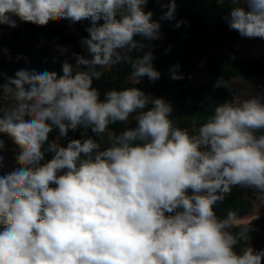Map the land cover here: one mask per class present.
Returning a JSON list of instances; mask_svg holds the SVG:
<instances>
[{"label": "clouds", "instance_id": "obj_1", "mask_svg": "<svg viewBox=\"0 0 264 264\" xmlns=\"http://www.w3.org/2000/svg\"><path fill=\"white\" fill-rule=\"evenodd\" d=\"M147 2L0 0V24L10 27L13 17L37 26L93 22L81 39L91 59L73 53L75 65L64 60L62 76L19 70L0 85V100L8 102L0 107V134L18 146L20 165L0 176V264H264V250H236L247 244L249 228L234 232V214L219 219L214 211L234 187L264 194V134L256 135L264 130V103L217 105L190 132L176 126L162 98L149 100L133 87L101 99L93 87L103 70L123 64L135 81L160 78L151 51L136 55L148 45L135 36L161 38L160 24L143 10ZM231 3L223 17L228 27L264 39V0ZM174 13L171 0L162 18ZM100 19L105 23L96 26ZM171 71L172 79L183 78ZM134 113L136 127L109 131ZM77 129L107 134V146L92 137L68 139ZM45 152L54 155L41 163Z\"/></svg>", "mask_w": 264, "mask_h": 264}, {"label": "trees", "instance_id": "obj_2", "mask_svg": "<svg viewBox=\"0 0 264 264\" xmlns=\"http://www.w3.org/2000/svg\"><path fill=\"white\" fill-rule=\"evenodd\" d=\"M171 0H148L143 10L152 13L151 20L160 24L161 38L147 41L142 36L134 39L143 42L147 47L136 55L151 51L153 54V67L160 73L156 81L149 80L146 76L129 85L131 67L127 64L113 66L107 69L100 80L93 81V87L100 92L103 99L104 93L111 89L139 88L145 92L149 100L152 98H166L176 91L175 103L172 107L171 119L176 126L198 128L210 117L217 105L224 103L236 104V91L228 89L227 85L232 79L240 77L250 85L257 86L254 94L261 103H264V54L257 58L249 55H220L214 52L206 61L203 73L208 74L207 81H199L188 88H179L180 79H172V69L182 76L194 68L198 59L207 50L230 48L234 41H250L255 43L257 38H243L235 30H231L223 17L229 14L234 5L229 1L218 0H175L174 19H166L165 13L169 10ZM247 7L246 4L243 5ZM16 18V17H13ZM119 18V17H118ZM18 19V18H17ZM178 21H183L180 27H175ZM21 22V26L13 29L10 37L3 39L0 46V85L7 83L8 78H15V73L25 70L30 73L55 72L57 77L63 75L62 65L68 60L75 65L73 53L80 54L85 49L81 44L78 34L85 38L89 36L87 28L93 26L90 18L72 23V28L50 21L46 26H37L28 22ZM105 21L100 19L96 26L103 25ZM0 24V28L7 27ZM66 47L68 51L61 54L59 48ZM178 66V67H176ZM219 84V86H218ZM226 87H225V86ZM2 95V94H0ZM6 100H0V107H7ZM148 108L152 105L149 103ZM134 115H136L134 113ZM27 119V118H26ZM195 121V124H193ZM136 127L135 119L125 123L117 122L109 125V130L119 135L126 128ZM264 134L260 130L256 135ZM58 136L54 131L49 136L53 141ZM92 137L99 141L91 130L77 129L70 131L68 139H80ZM64 145L65 139H57ZM102 147L107 146L108 139H102ZM47 144L45 145V148ZM53 153L45 152V163L51 160ZM15 168L14 170H16ZM6 173L0 171V176ZM55 187V185H51ZM243 195L238 187H234L223 202L214 205L217 218L223 219L228 213L234 214V218L243 216L247 211V204L254 199L257 191L246 188ZM191 195V190H189ZM233 231L241 228H249L247 244L242 242L236 247L239 251L242 246H250L255 251L264 249V215L259 216L245 225H235ZM0 225V231H3Z\"/></svg>", "mask_w": 264, "mask_h": 264}, {"label": "built area", "instance_id": "obj_3", "mask_svg": "<svg viewBox=\"0 0 264 264\" xmlns=\"http://www.w3.org/2000/svg\"><path fill=\"white\" fill-rule=\"evenodd\" d=\"M218 1H229L231 0H218ZM16 20V27H4L0 28V42L5 39L10 37L11 32L13 29H16L21 26V22L17 18H13ZM79 38H85L82 34H78ZM243 41L237 40L234 41L230 44V48L223 47L221 49H217L216 51L214 50H207L200 59L197 60L194 68H192L190 71L186 72L185 74L182 75V79L179 85V88H188L191 85L202 81V74L204 71L205 63L207 59L214 53L218 52L220 55H235L239 53L241 49ZM256 43L260 47V50L264 54V39L257 38ZM84 48H86L84 46ZM175 96H176V91L173 92L170 96L164 98L163 100L170 104L171 107L174 106L175 103ZM2 115V113H0ZM8 139L11 142V148H12V153L7 156H2L3 159L0 161V171L4 172L6 174H10L12 171H14L15 168L20 167V165L17 163L16 156L19 154V148L18 146L14 143V141L6 134H0V140ZM1 156V155H0ZM62 174V173H61ZM264 250V249H263ZM262 251V250H261Z\"/></svg>", "mask_w": 264, "mask_h": 264}, {"label": "crops", "instance_id": "obj_4", "mask_svg": "<svg viewBox=\"0 0 264 264\" xmlns=\"http://www.w3.org/2000/svg\"><path fill=\"white\" fill-rule=\"evenodd\" d=\"M250 44H253V42L243 41L238 55H248V50L245 48H247L246 46L250 45ZM84 53H85V49L79 55L83 56ZM262 54L263 53L261 51V55ZM105 72H106V70L104 71V73ZM202 78H203V74H202ZM131 119H135V117H132ZM131 119H128V121ZM109 131H111V130H109ZM111 132L114 133L113 131H111ZM98 139L100 142H102V139H108L107 134H105L103 137H98ZM3 141H4V148L2 150H0V155L1 156L10 155L12 153L11 142L8 139H4ZM237 187L243 195L247 196L246 191H245V187H239V186H237ZM246 208H247V211L243 216L234 218V220H233L234 225H245V224H248L249 222L253 221L254 219L258 218L259 216L264 215V194L257 193V195L254 199L249 200Z\"/></svg>", "mask_w": 264, "mask_h": 264}, {"label": "rangeland", "instance_id": "obj_5", "mask_svg": "<svg viewBox=\"0 0 264 264\" xmlns=\"http://www.w3.org/2000/svg\"><path fill=\"white\" fill-rule=\"evenodd\" d=\"M55 22L58 23V24L64 25V26H66L68 28H72L71 27L72 26V23H71L70 20H62V21H55ZM0 46H2V42H0ZM246 47L247 48H245V49L248 50V55L249 56H251L253 58H257V57H259L261 55V50H260V47L258 46L257 43H253V44L247 45ZM237 54H239V53H237ZM83 57H85L86 59H91V55H90V53H88V51L86 50V48H85V53H84ZM105 70H107V69H105ZM105 70H103V71H105ZM207 78H208V74L203 73L202 81H207ZM237 81L242 82V83H245L248 87H251L252 86L248 82H246L243 79H241L240 77H237V78L232 79L231 82H237ZM135 82L136 81L133 80V79H131V76H130L128 84L129 85H132ZM235 102L236 103H241V102H243V100L239 96L236 95ZM132 117H135V115L132 114V116H130L129 119H131Z\"/></svg>", "mask_w": 264, "mask_h": 264}, {"label": "water", "instance_id": "obj_6", "mask_svg": "<svg viewBox=\"0 0 264 264\" xmlns=\"http://www.w3.org/2000/svg\"><path fill=\"white\" fill-rule=\"evenodd\" d=\"M228 89L236 91V95L239 96L242 100L255 98L254 94L257 91V86L252 85L248 87L245 83L242 82H230L227 85Z\"/></svg>", "mask_w": 264, "mask_h": 264}]
</instances>
